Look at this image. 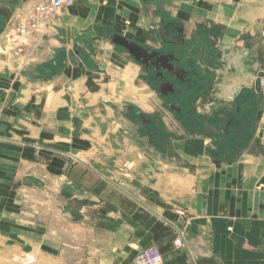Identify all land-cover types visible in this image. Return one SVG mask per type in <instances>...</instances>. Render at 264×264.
Returning a JSON list of instances; mask_svg holds the SVG:
<instances>
[{
	"label": "crops",
	"instance_id": "1",
	"mask_svg": "<svg viewBox=\"0 0 264 264\" xmlns=\"http://www.w3.org/2000/svg\"><path fill=\"white\" fill-rule=\"evenodd\" d=\"M34 1L19 0L14 15ZM104 1L62 8L53 32L29 36L28 64L0 74L6 212L28 190L54 207L83 204L112 264H137L149 246L160 248L163 264H264V0ZM166 21L215 44L216 71L205 64V73L216 99L190 104L185 116L167 110L164 121L142 127L111 103L126 63L134 64L127 56L135 59L111 39L104 50L95 32L109 25L150 43L153 27ZM97 103L100 114L89 116ZM99 133L107 146L94 156ZM179 231L183 247L175 244Z\"/></svg>",
	"mask_w": 264,
	"mask_h": 264
},
{
	"label": "rangeland",
	"instance_id": "2",
	"mask_svg": "<svg viewBox=\"0 0 264 264\" xmlns=\"http://www.w3.org/2000/svg\"><path fill=\"white\" fill-rule=\"evenodd\" d=\"M99 1L100 4L105 5L104 0ZM28 3L27 1L25 5ZM124 22V26L128 25V20ZM52 23L50 26L52 28L49 27L42 32L50 34L54 27L56 28L62 22L55 20ZM13 25L14 21L0 38V74L12 71L16 73L28 64L29 56H25L28 39L25 40L26 44L21 49H17L10 43L9 34ZM53 25L56 26L53 27ZM115 32L116 29L109 25L101 30V36L95 32L96 40L99 41V44H103L104 50L113 44L109 35ZM121 50L127 53L124 48ZM127 57L137 66L126 63L121 90L117 91L115 84L111 85V89L116 90L113 96L115 101H111V103L114 102L124 110L131 108L133 111L129 113L133 115L139 125L145 127L137 116L136 110L150 116L151 112L155 110L158 98L146 81V76H143L141 65L129 56ZM81 96H86V93L82 91ZM81 100L80 97L78 106L82 108L84 104L81 103ZM100 101L102 100L100 99ZM98 107L99 103L94 104V109L89 111V116L100 114ZM163 114L164 121L165 113ZM116 117L113 116L115 120L119 119L118 121L123 124L121 129H127L124 126L123 117ZM94 137L93 155L96 156L103 146H107L108 137H103L101 133ZM59 151L63 155L68 154L65 150L58 149ZM61 152L59 153L61 154ZM78 156L82 157L84 154ZM171 181H176V177ZM19 196V203L11 205L14 206L12 213L6 212V206L0 202V264H112L108 260V253L103 249L102 230L100 226L93 225L91 218L86 217L87 212L83 208V204L77 203L74 207H54L53 201L38 191L19 192ZM39 199L41 200L39 201ZM89 205L88 207H91L88 208L89 211L97 209ZM81 209H84L83 212ZM74 226L76 228H73ZM29 256L34 258L30 261Z\"/></svg>",
	"mask_w": 264,
	"mask_h": 264
},
{
	"label": "flooded vegetation",
	"instance_id": "3",
	"mask_svg": "<svg viewBox=\"0 0 264 264\" xmlns=\"http://www.w3.org/2000/svg\"><path fill=\"white\" fill-rule=\"evenodd\" d=\"M18 2L0 0V36L11 22ZM150 35V43L130 39L147 50L146 56L141 57L148 64L135 61L141 65L143 76H146V81L158 98L150 116L145 115L143 118L139 115L140 110H136L142 124L147 127L153 119L162 122L163 113L167 110L174 115L185 116L190 104L194 108L204 106L206 102L213 105L216 88L214 81H207L205 64L209 71H216L217 64L210 58L216 50L215 44L206 47L205 34L201 30L190 33L185 24L176 21L158 23Z\"/></svg>",
	"mask_w": 264,
	"mask_h": 264
},
{
	"label": "built area",
	"instance_id": "4",
	"mask_svg": "<svg viewBox=\"0 0 264 264\" xmlns=\"http://www.w3.org/2000/svg\"><path fill=\"white\" fill-rule=\"evenodd\" d=\"M75 0H35L30 6L17 12L14 25L9 34L10 43L21 49L29 36L48 29L57 18L58 12L72 5ZM260 87L264 91V76L260 77ZM264 140V138H263ZM181 214H185L183 211ZM178 247H183L184 232L179 231L175 240ZM33 256H29L31 261ZM165 257L158 246H149L142 249L136 257L137 264H163Z\"/></svg>",
	"mask_w": 264,
	"mask_h": 264
},
{
	"label": "water",
	"instance_id": "5",
	"mask_svg": "<svg viewBox=\"0 0 264 264\" xmlns=\"http://www.w3.org/2000/svg\"><path fill=\"white\" fill-rule=\"evenodd\" d=\"M110 39L114 44L124 47L128 51V53L134 57L136 61L148 64L145 58L141 57V55L146 56L147 50L138 42L131 41L128 37L119 33H114L110 35ZM177 77H179L178 74ZM182 78L183 77H181V79ZM129 110L132 109L129 108ZM139 115H141L143 118L145 117V114L142 111L139 112Z\"/></svg>",
	"mask_w": 264,
	"mask_h": 264
},
{
	"label": "bare ground",
	"instance_id": "6",
	"mask_svg": "<svg viewBox=\"0 0 264 264\" xmlns=\"http://www.w3.org/2000/svg\"><path fill=\"white\" fill-rule=\"evenodd\" d=\"M26 44V42L22 45V47L24 46ZM73 228H76L75 226L73 227ZM81 228V227H80ZM77 229H78V227H77ZM80 230V229H79ZM76 231V230H75ZM78 232V231H77ZM76 238H77V236H76Z\"/></svg>",
	"mask_w": 264,
	"mask_h": 264
}]
</instances>
